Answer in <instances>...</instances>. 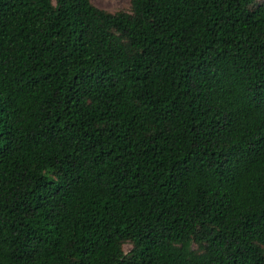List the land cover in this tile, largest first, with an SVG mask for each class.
<instances>
[{
	"label": "trees",
	"instance_id": "obj_1",
	"mask_svg": "<svg viewBox=\"0 0 264 264\" xmlns=\"http://www.w3.org/2000/svg\"><path fill=\"white\" fill-rule=\"evenodd\" d=\"M128 1L0 0V264H264V0Z\"/></svg>",
	"mask_w": 264,
	"mask_h": 264
},
{
	"label": "rangeland",
	"instance_id": "obj_2",
	"mask_svg": "<svg viewBox=\"0 0 264 264\" xmlns=\"http://www.w3.org/2000/svg\"><path fill=\"white\" fill-rule=\"evenodd\" d=\"M92 3L104 10L107 11H116L120 9L126 10L129 7L128 0H91ZM128 246H125L127 249Z\"/></svg>",
	"mask_w": 264,
	"mask_h": 264
}]
</instances>
